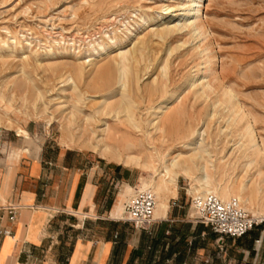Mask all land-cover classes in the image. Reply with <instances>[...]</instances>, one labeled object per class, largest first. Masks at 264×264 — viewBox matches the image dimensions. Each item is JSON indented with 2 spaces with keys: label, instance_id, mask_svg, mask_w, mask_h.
Listing matches in <instances>:
<instances>
[{
  "label": "rangeland",
  "instance_id": "rangeland-1",
  "mask_svg": "<svg viewBox=\"0 0 264 264\" xmlns=\"http://www.w3.org/2000/svg\"><path fill=\"white\" fill-rule=\"evenodd\" d=\"M182 2L0 0V126L14 131L25 124L29 137L18 136L21 143L46 135L63 145L87 148L135 166L137 185L126 186L142 190V181L155 180L156 196L167 201L177 189L187 207L190 193L186 189L197 173L194 163L200 161L193 159V150L184 144L191 139V131L202 126L205 135L198 149L212 184H220L221 196L227 199L225 186L250 180L257 199L247 212L252 216V211L257 212L263 224L264 157L245 166L249 159L238 141L249 119L264 144V0H200L195 13L185 11ZM166 6H170L168 11ZM140 16L146 22L124 38ZM189 18L202 26L195 38L190 28L183 27ZM167 26L183 28L161 37L159 32ZM110 40L118 44L94 57L93 49L109 45ZM119 66L126 72L121 79ZM77 68L84 73L77 75ZM228 88L248 119L244 112L235 115L229 103L224 104ZM166 92H174L169 111L159 109ZM31 103L40 108L45 104L47 112H62L65 118L47 125L48 114L39 117L23 108ZM16 106L22 111H16ZM163 110L169 115L175 111L177 119L173 125L162 126L165 131L155 122L165 114ZM237 116L245 120L239 122ZM233 117L238 125H233ZM128 122L137 129L126 127ZM104 125L114 137L103 135L110 152L95 147ZM123 140L133 142L129 153L137 156L136 161L119 153L116 145ZM174 157L188 174L178 170L173 171L177 175L160 174L163 160ZM240 194L245 195L233 189L231 196ZM239 202L245 209V203ZM236 242L221 240L222 245Z\"/></svg>",
  "mask_w": 264,
  "mask_h": 264
},
{
  "label": "crops",
  "instance_id": "crops-1",
  "mask_svg": "<svg viewBox=\"0 0 264 264\" xmlns=\"http://www.w3.org/2000/svg\"><path fill=\"white\" fill-rule=\"evenodd\" d=\"M24 126H0V229L10 231L0 235V264H264V223L253 238L214 233L176 189L148 229L135 228L112 214L123 187L137 185L135 166L46 135L21 143Z\"/></svg>",
  "mask_w": 264,
  "mask_h": 264
},
{
  "label": "bare ground",
  "instance_id": "bare-ground-1",
  "mask_svg": "<svg viewBox=\"0 0 264 264\" xmlns=\"http://www.w3.org/2000/svg\"><path fill=\"white\" fill-rule=\"evenodd\" d=\"M200 0H184V2H182V8L189 12L191 11L192 13H195L196 11H198V9L200 8ZM165 11H168L170 9V6H166L165 8ZM190 12V13H191ZM160 15V14H159ZM149 16V15H147ZM135 22V21H134ZM146 22V19L144 16H140L138 18V22L136 21L135 25L132 26L128 31L127 33L128 34H125V37L124 38H128L130 35H133V33L138 29L140 28L144 23ZM175 26V25H174ZM183 27H188L190 28V32L192 37H197L198 35L201 34V29H202V26H200L199 24L197 23H194L193 24V21L190 20H187V23L183 26ZM183 27H180V26H176L174 27L175 29H172L171 27H165V28H162V30L159 32L160 33V36L163 37V36H166V35H170L172 33L173 30L175 31H179L181 28ZM164 39V38H163ZM3 43V42H2ZM118 44L117 41H111L109 42V45L106 44L104 46H101L99 48H94L93 49V55L94 57H98L102 54H105L107 53L109 47L113 46V45H116ZM134 44V43H133ZM183 45V43H182ZM7 47V46H6ZM93 48V47H92ZM177 48V47H176ZM134 49V48H133ZM171 49V48H169ZM173 49L171 50H168L170 52H172ZM169 52V53H170ZM122 62V61H121ZM118 64V63H117ZM118 66V65H117ZM120 67V66H119ZM121 68V67H120ZM119 68V69H120ZM78 69V68H77ZM103 69V67H102ZM84 70L82 69H78L76 70V74L77 75H80L81 72H83ZM102 71V70H101ZM84 73V72H83ZM97 73V72H96ZM126 72L124 71V68L120 69V73H119V78L121 79L123 77V75L125 74ZM99 74V73H97ZM81 77V76H80ZM70 78V77H68ZM69 80V79H68ZM72 80V79H71ZM119 81V80H118ZM66 82V81H65ZM75 82V81H74ZM199 83V81H197ZM76 84V83H75ZM123 81L120 82L119 84V89L122 88L123 86ZM199 85V84H198ZM158 88V87H157ZM227 89V88H226ZM229 89V88H228ZM228 90H226V92L224 93V97H225V102H222L224 103L225 105H227V103H229V107L230 109L233 111V114L235 115H238L241 112H244L242 115L243 116H246L247 119L249 118V114H246V110L245 111H242V105L239 103L240 101L237 100L236 98V95L234 93H232V90L227 92ZM201 92V91H199ZM167 93V92H166ZM163 96L164 98L162 99V101L160 102L161 106L159 107L160 110H162L163 108H166L168 111L169 109L171 108V100L174 98V92L172 93H167ZM203 93V92H202ZM206 93V92H204ZM205 95V94H204ZM200 96V95H199ZM208 96V95H206ZM203 97V96H201ZM2 98V97H1ZM236 98V101H233V99ZM219 100V99H218ZM218 102V101H217ZM221 103V104H222ZM11 105V104H10ZM31 105V108H29V106ZM28 107L24 106L23 105V108L24 109H32L36 115H38L39 117H45V116H48L46 117V122L47 124L49 125L52 121H59L61 119H64L65 118V115L62 113V112H59L58 115H54L52 113H49L47 112L46 110V107H45V104L43 105L44 107H37L36 105H34L33 103H31ZM224 106V105H223ZM228 106V105H227ZM123 107V106H122ZM121 107V108H122ZM126 107V106H125ZM128 107V106H127ZM119 108V107H118ZM183 108V107H182ZM16 111L18 112H21V107H15L14 108ZM65 109V108H63ZM157 109V110H159ZM176 109V108H175ZM184 109V108H183ZM125 110V109H124ZM127 110V109H126ZM125 110V111H126ZM157 110H155L157 112ZM165 110V109H164ZM163 110V111H164ZM244 110V109H243ZM124 111V112H125ZM129 111V109H128ZM126 111V112H128ZM114 112V111H113ZM117 112V111H116ZM160 112V111H159ZM162 112V111H161ZM160 112V113H161ZM174 112L173 111V114H167L164 112L162 113H165L162 118L158 121H155L156 122V125L159 124L158 126L159 127H162V126H165L168 124H171L173 125L177 119L176 117H174ZM158 113V112H157ZM161 113V114H162ZM176 113V112H175ZM180 113V112H179ZM48 114V115H47ZM128 114V113H127ZM178 114V113H177ZM115 115V113H114ZM118 115V114H117ZM154 115V114H153ZM161 117V115H159ZM181 116V115H179ZM178 116V117H179ZM158 117V115H157ZM177 117V118H178ZM236 117V116H235ZM235 117L232 118V123L233 125L234 124H237L238 122H236L235 120ZM115 118V117H114ZM180 118V117H179ZM238 118V116H237ZM239 122H243L242 121V116H239L238 118ZM157 120V119H156ZM72 121V120H71ZM11 122V121H10ZM120 122V121H119ZM158 122V123H157ZM251 121H249V119L242 125V129H243V134L240 135V139L238 141V144L240 145V148L243 149V152H244V155L246 158L249 159V162L246 163L245 166L249 167L251 165V163H254L256 161V158L258 156H262L264 157V144L263 143H260L257 139V135L255 134V131L253 129V126L251 125L252 123H250ZM132 123V122H131ZM105 125H107L106 123H104ZM154 124V122H152V125ZM105 125L103 128L100 129V133L102 134L101 137L97 140V143L95 145L98 146L102 151H105V152H110V147L108 145V143H106L105 141V137H103V135H106V139L108 137V133H109V139L111 140H114V137L111 134V132H107L108 129H105ZM124 125L126 127H130V128H135L137 129V126H134V125H130V123L128 122L127 123H124ZM238 125V124H237ZM227 127V126H226ZM236 127V126H235ZM108 128V127H107ZM164 127L160 128L162 130L165 131V129H163ZM121 129V128H120ZM134 129V130H135ZM160 129L158 131H160ZM222 130V129H221ZM163 131V132H164ZM232 131V130H231ZM235 131V130H234ZM242 133V132H241ZM204 135H205V130L203 129L202 126L196 128V129H193V131H191L190 133V136H191V139L184 144L185 148L189 149V150H193L192 151V155H193V159H195V161H200V163H197L195 162L194 163V167L197 171V173L193 176H191V185L189 188L186 189V192L192 194V195H195V194H202V193H205V192H213L215 193L216 195H218L221 199H226V198H223L221 196V185L220 184H215L213 185L212 184V180H211V177L210 175L208 174L207 172V168H206V161L205 159L203 158V155H202V152L198 149V145L202 144L201 142H203V138H204ZM130 138V137H129ZM190 138V137H189ZM245 139V140H243ZM188 140V139H186ZM134 146L133 142L129 141V140H123L122 142L118 143L116 145V147L118 148L119 150V153H125V157L127 160H134L136 161L137 160V156H134L132 155L131 153H129L131 150H132V147ZM205 148V147H204ZM115 149V148H113ZM117 151V150H116ZM206 152V151H205ZM204 152V153H205ZM203 153V154H204ZM208 153V152H207ZM206 153V154H207ZM120 156V155H119ZM176 158V159H175ZM162 159V158H161ZM181 162V161H180ZM256 163V162H255ZM185 164V163H184ZM159 169V168H158ZM175 170H178V171H181L183 172V174H188V170L186 169V167H182V166H179V163L177 161V157H174L172 158L170 161H164L163 160V168L161 169L160 171V174H169L170 172H173ZM175 175H177L179 172H173ZM260 173L262 174L263 172L260 170ZM260 174V175H261ZM263 175V174H262ZM170 181H174V177L171 178ZM264 181V179H263ZM155 183V180H152L150 184H146L144 181L141 182V188L142 189H150L152 190V187ZM158 184V183H157ZM169 186V185H168ZM253 187L252 183L250 180H245L243 182H241V184L237 185V186H225L226 188V195L227 197H230L232 192H233V189H238L239 192H244L245 195L243 196L242 194H240L239 196H237V198L240 200V201H243L246 205L245 207V211H250V207L253 205V202H255V200L257 199L256 198V195H255V192L252 191L253 189H251ZM136 189L130 187V186H125V189H122L120 191V195L115 203V206L113 208V211H112V214L113 215H119L122 213V210H123V204L124 202L128 199V196L130 197L134 191ZM223 190V189H222ZM225 190V189H224ZM153 191V190H152ZM154 192V191H153ZM258 192V190L256 191ZM154 196H155V204H154V209H153V213H152V216L154 215L155 211L156 210H159V209H163L166 207V204L164 203V201L161 199L160 196H156V193L154 192ZM258 197V196H257ZM256 198V199H255ZM242 206V205H241ZM243 207V206H242ZM193 208V207H192ZM244 208V207H243ZM194 211V209H193ZM252 214L254 217H256L258 215L257 212L255 211H252Z\"/></svg>",
  "mask_w": 264,
  "mask_h": 264
},
{
  "label": "built area",
  "instance_id": "built-area-1",
  "mask_svg": "<svg viewBox=\"0 0 264 264\" xmlns=\"http://www.w3.org/2000/svg\"><path fill=\"white\" fill-rule=\"evenodd\" d=\"M189 204L194 212L191 216L195 221L210 228L211 231L228 237L243 235L252 226L262 220L250 215L241 206L239 200L233 196L221 199L213 192L188 195ZM170 205H177V199L171 198ZM155 204L154 192L150 189H136L124 202L122 213L117 219L127 221L138 229H148L153 221V209ZM9 219L14 217L16 206L14 204L2 205ZM8 228H1L0 235L8 234Z\"/></svg>",
  "mask_w": 264,
  "mask_h": 264
},
{
  "label": "trees",
  "instance_id": "trees-1",
  "mask_svg": "<svg viewBox=\"0 0 264 264\" xmlns=\"http://www.w3.org/2000/svg\"><path fill=\"white\" fill-rule=\"evenodd\" d=\"M261 225H262V221L260 222V223H258L257 225H254V226H252L250 229H248L245 233H247V232H250L251 233V238H253L257 233H258V231H259V228L261 227ZM210 229V228H209ZM213 232V231H212ZM214 233H216V232H214ZM244 233V234H245Z\"/></svg>",
  "mask_w": 264,
  "mask_h": 264
}]
</instances>
